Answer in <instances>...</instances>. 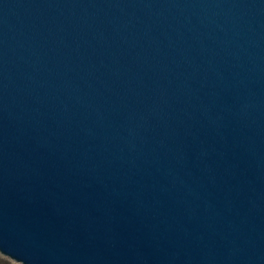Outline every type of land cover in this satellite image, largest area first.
<instances>
[{
    "label": "water",
    "instance_id": "obj_1",
    "mask_svg": "<svg viewBox=\"0 0 264 264\" xmlns=\"http://www.w3.org/2000/svg\"><path fill=\"white\" fill-rule=\"evenodd\" d=\"M0 253L264 264V0H0Z\"/></svg>",
    "mask_w": 264,
    "mask_h": 264
},
{
    "label": "trees",
    "instance_id": "obj_2",
    "mask_svg": "<svg viewBox=\"0 0 264 264\" xmlns=\"http://www.w3.org/2000/svg\"><path fill=\"white\" fill-rule=\"evenodd\" d=\"M0 264H20V263H16L13 260H11L10 258L2 255L0 253Z\"/></svg>",
    "mask_w": 264,
    "mask_h": 264
}]
</instances>
